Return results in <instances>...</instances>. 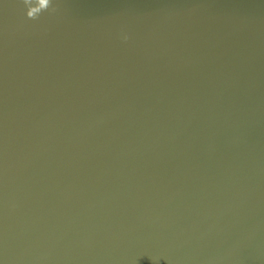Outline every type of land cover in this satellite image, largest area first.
Instances as JSON below:
<instances>
[{
    "label": "water",
    "instance_id": "water-1",
    "mask_svg": "<svg viewBox=\"0 0 264 264\" xmlns=\"http://www.w3.org/2000/svg\"><path fill=\"white\" fill-rule=\"evenodd\" d=\"M0 264H264V0H0Z\"/></svg>",
    "mask_w": 264,
    "mask_h": 264
}]
</instances>
